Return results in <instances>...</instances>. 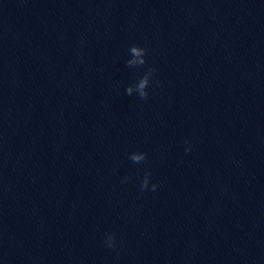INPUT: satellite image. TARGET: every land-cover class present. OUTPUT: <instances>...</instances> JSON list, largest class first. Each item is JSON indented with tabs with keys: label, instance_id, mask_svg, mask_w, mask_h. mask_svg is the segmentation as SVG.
Here are the masks:
<instances>
[{
	"label": "clouds",
	"instance_id": "9594fccd",
	"mask_svg": "<svg viewBox=\"0 0 264 264\" xmlns=\"http://www.w3.org/2000/svg\"><path fill=\"white\" fill-rule=\"evenodd\" d=\"M129 51L134 57H137L139 59L128 60L127 61L128 66H132V65L143 66L146 64V60H145L146 49L145 48H142V47H139V46L133 44L130 47ZM154 72H155L154 68L148 69V71H146L144 73V75L139 80L138 90H139V97L141 99L146 100L148 98V92L146 89L149 86L150 80L152 79ZM155 83L158 84L159 81H155ZM126 93L128 95L132 94L131 87L126 88ZM185 143L187 144L188 141H185ZM185 151H190V149H185ZM129 158L135 163L146 162L147 161V154L146 153H133L130 155ZM150 175H151V173H145L144 179L142 180V182L140 184V188L142 191L149 188V176ZM157 187H158L157 184H152L151 190L156 191ZM104 242H105V245L107 247L113 248L115 246V236L111 233L107 234Z\"/></svg>",
	"mask_w": 264,
	"mask_h": 264
}]
</instances>
